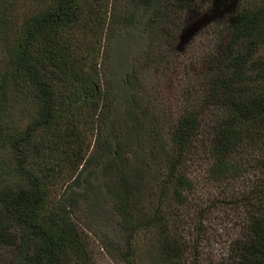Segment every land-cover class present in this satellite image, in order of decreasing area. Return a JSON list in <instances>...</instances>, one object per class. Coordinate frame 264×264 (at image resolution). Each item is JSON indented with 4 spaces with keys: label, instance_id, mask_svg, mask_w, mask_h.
<instances>
[{
    "label": "trees",
    "instance_id": "16d2710c",
    "mask_svg": "<svg viewBox=\"0 0 264 264\" xmlns=\"http://www.w3.org/2000/svg\"><path fill=\"white\" fill-rule=\"evenodd\" d=\"M33 1H22L35 9H24L17 18L15 0H0V50L5 46L8 54L7 62L0 61V140L12 149L22 179L17 186L0 187V244L14 245L15 250L12 260L0 264H64L61 248H69L77 238L68 209L75 200L100 197L103 184L123 230L131 234L144 225L164 230L167 196L182 203V189L191 186L185 163L194 149L208 152L207 171L218 182L243 177L251 164L264 179V0L215 2L214 9L225 11L218 14L221 19L201 63L208 74L202 97L167 128L150 118L148 97L133 92L131 65L123 68L121 80L104 78V86L95 66H86L87 57L75 51L71 33L81 20L79 0ZM130 1L140 11L134 23L142 20L150 38L155 36L157 42L161 35L174 49L189 18L209 0ZM10 8L15 11L8 16ZM143 55L145 68L159 67L157 50ZM117 57L123 66V55ZM87 67L92 71L86 72ZM27 93L35 100L33 113L22 128L16 130L13 124L8 132L7 123L14 121L1 111L13 98L23 113ZM115 102L124 110L118 112ZM205 109L210 130L201 139ZM87 130L93 131L91 142ZM29 151L35 153L31 159ZM159 155L163 171L157 167ZM72 165L77 170L64 183L55 208L43 214L48 184ZM144 171L151 175L144 178ZM101 176L102 181L107 177L103 184ZM142 183L149 185L150 194L153 187L157 190L148 210L139 201ZM239 194L249 206L243 233L232 240L226 264H264V183L256 186L255 181ZM167 234L160 239L162 264H179L182 248Z\"/></svg>",
    "mask_w": 264,
    "mask_h": 264
},
{
    "label": "rangeland",
    "instance_id": "374dc122",
    "mask_svg": "<svg viewBox=\"0 0 264 264\" xmlns=\"http://www.w3.org/2000/svg\"><path fill=\"white\" fill-rule=\"evenodd\" d=\"M22 1L15 0L14 9L17 11V18L22 17L24 9L27 12L35 9L31 3ZM217 1L228 0L205 1L200 10L189 18L187 28L181 33L182 36L178 37V44L173 49L167 45L161 35H158L157 42L155 36L150 38L146 30L142 29V20L134 23L140 11L130 0H79L81 20L71 33L73 47L78 54L87 57L86 66H95V73H99V81L102 80L104 86V78L121 80L126 72L123 68L131 65L133 72L132 75L130 74V79L134 80L133 92L137 97L142 95L148 97L150 118H158V122L164 128L171 127L180 113L195 108L202 97L208 74L201 67V63L208 56L213 41V27L221 19L218 14L222 15L225 11L222 7L214 9L217 7L215 3ZM219 3L221 5L222 2ZM14 9L10 8L7 15H11ZM8 39H4V43L8 42ZM117 48L120 51H117ZM156 50L161 57L159 67L145 68L144 61L147 56L143 57V54L145 51L153 53ZM6 51L5 46L0 50V61L4 63L8 60ZM260 53L264 56V46ZM119 54L123 55V66L117 64ZM166 62L167 66H165ZM85 71L91 72L92 69L87 67ZM13 101V98H8L9 109L6 107L1 111L7 119L17 123L8 122V132L14 130L13 124L16 130L23 127L28 119L26 116L33 113L35 104V100L27 93L22 97L23 103L21 102L25 111L20 113L18 101ZM114 108L118 112L124 110L120 102L116 103ZM207 115L205 109L199 130L201 139L209 135ZM148 121L145 120L147 123ZM153 122L157 123L155 118ZM85 132L90 135L91 142L93 131ZM35 136L37 135L34 133ZM207 153L194 149L193 153L189 154L185 171L191 180V186L182 189L185 197L182 203H179L172 194L167 196L163 205L165 215L163 220L167 225L164 230L151 225L138 227L131 234L128 230H123L118 224V214L113 199L103 184L107 177L104 176L102 181L101 176V181L98 180L103 184L99 191L100 197H85L78 202L75 200L68 209L77 238L69 248L68 246L61 248L64 264H157L158 262L162 264L164 261L159 252V245L165 232L168 233L169 241L176 239V243L182 248L179 264H226L232 240L243 233L245 209L249 206L239 191L249 190L255 181L256 186L261 180L264 183V179H259L260 173L251 164L243 177L224 178L218 182L207 171L210 161ZM28 155L31 159L35 153L29 151ZM141 155L145 156L143 150ZM156 159L158 165L156 166L163 171L164 158L159 155ZM15 166L12 149L4 140H0V187H14L22 181ZM76 170L77 167L72 165L68 171L62 172L56 183L48 184L45 208L41 211L43 214L47 212L46 210L55 208L64 183L71 179V175ZM143 174L145 178L148 172L144 171ZM150 175L151 173L148 176ZM148 186L144 183L139 186L143 191L139 201L144 204L146 210L155 201L154 195L157 194L154 187L150 194L147 191L150 190ZM169 191H172L171 187ZM15 230L13 226L11 231ZM13 246L0 244L1 262L12 260V253L15 252ZM127 246L129 249L125 257L124 250L126 251Z\"/></svg>",
    "mask_w": 264,
    "mask_h": 264
}]
</instances>
